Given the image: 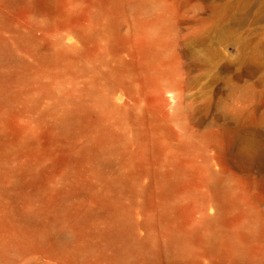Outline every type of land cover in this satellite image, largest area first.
<instances>
[{"label":"rangeland","instance_id":"374dc122","mask_svg":"<svg viewBox=\"0 0 264 264\" xmlns=\"http://www.w3.org/2000/svg\"><path fill=\"white\" fill-rule=\"evenodd\" d=\"M5 241L264 264V0H0Z\"/></svg>","mask_w":264,"mask_h":264},{"label":"bare ground","instance_id":"6f19581e","mask_svg":"<svg viewBox=\"0 0 264 264\" xmlns=\"http://www.w3.org/2000/svg\"><path fill=\"white\" fill-rule=\"evenodd\" d=\"M161 20V18H159ZM112 98V97H110ZM116 99V98H115ZM114 101V100H113ZM49 235V234H48ZM51 236V234H50ZM47 237V234H46ZM56 239V238H55ZM54 239V240H55ZM48 240V239H47ZM51 240V239H50ZM49 240V241H50ZM20 246L17 245L16 243H12L11 241H5L4 243H2V245L0 246V259H8L9 257H11L12 255H16L18 254V250H19ZM14 257V256H13Z\"/></svg>","mask_w":264,"mask_h":264}]
</instances>
